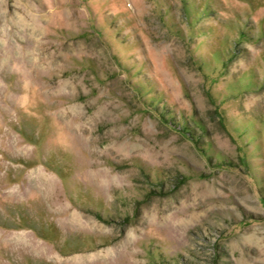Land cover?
<instances>
[{
	"label": "rangeland",
	"instance_id": "rangeland-1",
	"mask_svg": "<svg viewBox=\"0 0 264 264\" xmlns=\"http://www.w3.org/2000/svg\"><path fill=\"white\" fill-rule=\"evenodd\" d=\"M0 264H264V0H0Z\"/></svg>",
	"mask_w": 264,
	"mask_h": 264
}]
</instances>
